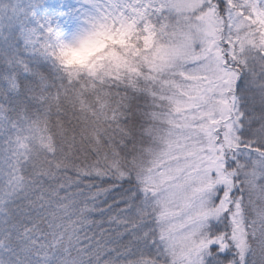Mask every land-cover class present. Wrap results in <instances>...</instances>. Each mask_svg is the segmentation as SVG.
Listing matches in <instances>:
<instances>
[{
	"label": "snow or ice",
	"instance_id": "1",
	"mask_svg": "<svg viewBox=\"0 0 264 264\" xmlns=\"http://www.w3.org/2000/svg\"><path fill=\"white\" fill-rule=\"evenodd\" d=\"M0 264H264V0H0Z\"/></svg>",
	"mask_w": 264,
	"mask_h": 264
}]
</instances>
